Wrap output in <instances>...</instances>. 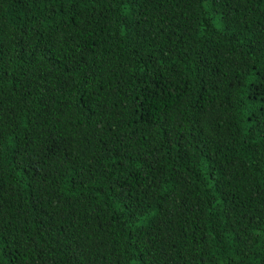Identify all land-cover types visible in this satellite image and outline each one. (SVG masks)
I'll return each instance as SVG.
<instances>
[{"label": "trees", "instance_id": "trees-1", "mask_svg": "<svg viewBox=\"0 0 264 264\" xmlns=\"http://www.w3.org/2000/svg\"><path fill=\"white\" fill-rule=\"evenodd\" d=\"M0 264H264V0H0Z\"/></svg>", "mask_w": 264, "mask_h": 264}]
</instances>
